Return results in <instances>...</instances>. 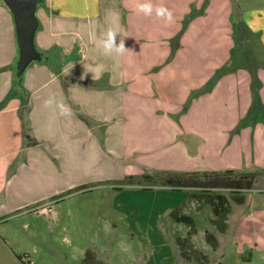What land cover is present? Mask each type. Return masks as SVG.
<instances>
[{
    "label": "crops",
    "instance_id": "1",
    "mask_svg": "<svg viewBox=\"0 0 264 264\" xmlns=\"http://www.w3.org/2000/svg\"><path fill=\"white\" fill-rule=\"evenodd\" d=\"M152 3L173 21L136 0H41L39 57L17 76L0 0V207L24 206L25 174L87 179L110 164L123 177L233 170L264 182V0ZM110 27L131 51L102 54ZM50 97L71 115L45 108Z\"/></svg>",
    "mask_w": 264,
    "mask_h": 264
},
{
    "label": "rangeland",
    "instance_id": "2",
    "mask_svg": "<svg viewBox=\"0 0 264 264\" xmlns=\"http://www.w3.org/2000/svg\"><path fill=\"white\" fill-rule=\"evenodd\" d=\"M121 169L25 174L24 206L8 198L0 207V264H264L262 179L235 193Z\"/></svg>",
    "mask_w": 264,
    "mask_h": 264
},
{
    "label": "trees",
    "instance_id": "3",
    "mask_svg": "<svg viewBox=\"0 0 264 264\" xmlns=\"http://www.w3.org/2000/svg\"><path fill=\"white\" fill-rule=\"evenodd\" d=\"M163 183L171 188L190 187L208 190L223 188L230 192H240L252 188L255 173L235 172L226 170L222 172H159ZM143 177L148 178L144 175ZM133 178V177H128Z\"/></svg>",
    "mask_w": 264,
    "mask_h": 264
},
{
    "label": "water",
    "instance_id": "4",
    "mask_svg": "<svg viewBox=\"0 0 264 264\" xmlns=\"http://www.w3.org/2000/svg\"><path fill=\"white\" fill-rule=\"evenodd\" d=\"M41 0H4L10 9L15 29V41L19 50L16 73L20 76L23 68L32 60L38 59L33 36L37 26L35 9Z\"/></svg>",
    "mask_w": 264,
    "mask_h": 264
},
{
    "label": "clouds",
    "instance_id": "5",
    "mask_svg": "<svg viewBox=\"0 0 264 264\" xmlns=\"http://www.w3.org/2000/svg\"><path fill=\"white\" fill-rule=\"evenodd\" d=\"M135 8L138 13H142L144 16L151 17L154 13L157 18L168 23H171L174 19L172 11H170L163 4L154 5L152 0H143V2L136 0ZM118 36L119 29H114L111 27L103 35L99 46L102 49V54L104 56H111L112 54L123 56L125 53L131 51L125 46L124 39H119V41H117ZM83 78L84 76H81V79ZM43 106L45 108L54 107L56 110H58L60 116L67 117L71 115V108L63 102H57L54 97L46 99Z\"/></svg>",
    "mask_w": 264,
    "mask_h": 264
}]
</instances>
